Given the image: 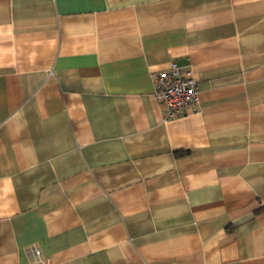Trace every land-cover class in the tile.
<instances>
[{
  "label": "crops",
  "instance_id": "0c3cea01",
  "mask_svg": "<svg viewBox=\"0 0 264 264\" xmlns=\"http://www.w3.org/2000/svg\"><path fill=\"white\" fill-rule=\"evenodd\" d=\"M177 63L200 103L165 119ZM264 264V0H0V264Z\"/></svg>",
  "mask_w": 264,
  "mask_h": 264
},
{
  "label": "built area",
  "instance_id": "2783aa9c",
  "mask_svg": "<svg viewBox=\"0 0 264 264\" xmlns=\"http://www.w3.org/2000/svg\"><path fill=\"white\" fill-rule=\"evenodd\" d=\"M154 97L163 107L165 119L184 115L185 111L200 103V86L190 71L177 63L168 70L153 75ZM34 264H50L39 250H34Z\"/></svg>",
  "mask_w": 264,
  "mask_h": 264
}]
</instances>
